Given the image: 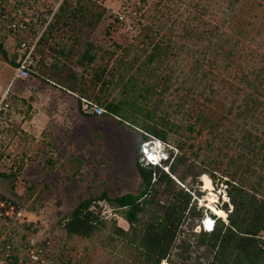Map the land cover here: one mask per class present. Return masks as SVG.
Listing matches in <instances>:
<instances>
[{
	"label": "trees",
	"instance_id": "obj_1",
	"mask_svg": "<svg viewBox=\"0 0 264 264\" xmlns=\"http://www.w3.org/2000/svg\"><path fill=\"white\" fill-rule=\"evenodd\" d=\"M68 2L55 16V26L63 21V15H67L65 10ZM85 2L92 4L90 0H78L75 8L70 4L69 11L91 13ZM235 2L239 3V0ZM234 14L226 16L222 24L214 28L211 23L202 24L203 21L197 17L188 18L186 32L182 36L190 43L187 47L174 42L172 37L155 42L151 38L153 29L149 27L147 32L141 33L142 39L138 44L125 47L123 55L112 66L106 65L96 72L91 85L85 81L83 72L78 86H72L74 90H70L77 95L79 111L84 117L99 118L83 113V100H87L105 110L101 117H110L122 127L142 131L136 154V167L142 181L140 190L116 197L103 193L98 198L108 201L128 224V229H124L114 221L111 227L116 239L123 241L132 250L134 260L131 264H264V241L260 239L264 231V132L258 128L255 132L244 128L241 130V150L235 159L240 165L238 171L225 181L230 202L219 205L228 215L227 224L222 218L217 219L215 229L210 233H194L189 221L202 220L206 214L216 218L208 209L199 207L198 200L205 196V192L201 191L202 177L211 174L215 181L214 172L198 166L184 154L183 145L177 146L181 154L172 165L171 174L159 168H143L139 163L141 144L148 136L169 142L170 133L179 131L180 127L172 122L171 114L167 115L168 119L161 117L156 121L155 112L161 107L164 95L178 81L174 75L181 66L179 59L182 52H185L190 68L177 87L185 91L178 98L175 113L184 114L194 121L187 126L190 133L202 132L206 121H210L213 133H218L224 123V118L216 110L220 98L229 95L236 97L237 93L244 96L238 115L244 118L239 120L246 124L250 119L256 124L264 118V49L254 48L255 38H252L262 34L264 19L252 24ZM68 17L75 19L77 16L72 14ZM5 22L0 18V24L6 25ZM201 25L208 29H200ZM88 26L97 27V23L89 21ZM51 27L40 41L38 52L41 54L42 44L51 36ZM9 32L17 38L19 45L20 38ZM3 43V39H0V56L16 69L19 53L11 54L10 58ZM93 61L78 62V65L85 68L86 65H93ZM64 64L55 62L48 76L46 71H42L43 68V74L38 72L34 76L55 87L66 89L64 87L67 85L61 82ZM39 66L44 65L41 63ZM161 73L165 75L161 76ZM162 86L165 88L158 94V88ZM150 105H153L154 110H146ZM234 107L235 102L229 107L230 113H233ZM206 111L210 113L206 114ZM30 118V114L25 115L26 120ZM15 131L16 128L3 130L6 133ZM225 134L226 139L230 140L235 132L228 130ZM249 172L255 175L256 181L251 183L246 179ZM3 177L14 180L16 174H5ZM189 178L192 182L187 185ZM192 193L196 194L197 199H194ZM9 198L27 210L23 201ZM95 199L81 202L64 222L63 229L68 236L89 239L107 227L104 221L86 213ZM230 205L233 207L232 212ZM199 220L193 221L197 228L200 227Z\"/></svg>",
	"mask_w": 264,
	"mask_h": 264
},
{
	"label": "rangeland",
	"instance_id": "obj_2",
	"mask_svg": "<svg viewBox=\"0 0 264 264\" xmlns=\"http://www.w3.org/2000/svg\"><path fill=\"white\" fill-rule=\"evenodd\" d=\"M90 1L89 3L92 4L88 2L85 4L87 3L86 6L90 8L91 13L69 11L70 4L72 8H75L78 0L73 2L49 0V8L46 7L47 4L36 5L41 14L43 9L51 15L55 12L50 28L54 25L55 16L59 14L61 7L69 3L65 10L67 15H63V21L60 24L51 27L53 28L51 36L42 44L41 50L47 46L48 42L50 44L71 43L75 46V52L81 48H91L93 52L96 51V56L106 55V62H95L93 65H86L85 68L80 67L78 62H63L65 64L61 71V82L69 86L77 87L83 72L86 76L85 81L91 85L93 75L106 65L112 66L113 62L123 55L125 47L138 44L142 39L141 33L147 32L149 27L153 29L151 38L155 42L172 37L174 42L187 47L190 43L182 36L186 32L185 25L188 18L197 17L203 21L204 25L211 23L212 28L221 25L226 16L234 13L235 17L244 19L247 23L255 24L260 19H264V0H239V3L235 0H136L128 3L125 0ZM72 14L77 17L69 19L68 16ZM101 14L102 17H100ZM89 21L93 24L97 23V27L88 26ZM63 23L66 26L61 25ZM204 25H201L200 29L207 30L208 28ZM262 28V34L252 36L255 38L253 47L260 50L264 49V26ZM227 31L231 32L229 29ZM0 39H3L5 44L8 40L13 42L12 46H8L11 48L12 56L16 54L17 38L11 36L6 25L0 24ZM172 60L175 61L173 58ZM186 60L185 52L180 53L181 66L174 75L178 77V81L176 80V85L164 95L161 107L155 112V120L159 121L161 117L167 118L168 114L172 115V122L180 128L178 133H170L169 142L175 146L183 145L184 154L198 166L206 167L210 172H214L215 188L221 194L219 205H223L225 200L222 196L227 194L225 181L238 171L240 165L235 162V159L241 150L240 137L243 135L241 130L244 128L255 132L258 128L263 133L264 118L259 119L256 124L250 119L246 124L239 120L244 118L241 115L238 117L239 105L243 104L244 96L237 93V98L235 95L220 98L216 110L224 118V123L220 126L218 133H213L210 121L204 123L202 132L190 133L187 126L194 121L185 117L184 114L175 113L178 98L185 91L177 87L190 68V62ZM53 65L39 66L38 72L43 74L42 71H46L48 76ZM14 72V68L9 64L0 62V94L6 82L12 83ZM163 75L165 74L161 73V76ZM35 79L38 78L33 76L27 80L20 79L13 82L9 88L12 92L9 98L13 108L18 114L22 112L30 114L31 118L25 120L32 122L33 128L42 121L40 115L36 117L38 114L36 105L42 107L41 118H46L48 123L76 126L75 130L66 137L70 139V134H74L75 140L69 141L72 143L75 155L65 164H62L60 160L50 163L45 156L38 157V154L34 153L36 144L31 136L24 139L19 133H6L0 130V194L23 201L32 220L38 221L37 226L41 228L45 236L52 238L54 264H131L134 255L132 250L123 241L116 239L113 234L111 226L114 221H104L107 227L89 239L68 236L63 229V224L75 208L89 198L99 200L103 193L116 197L140 190L142 181L136 167V154L140 147L141 129L136 131L122 127L110 117H84L79 111L76 95L68 93L61 87H55L51 83L38 82ZM30 88L35 91L37 97V102L34 100L33 105L29 104L31 100L30 102L25 100L24 103L19 96L15 97V94L22 91L29 92ZM164 88V86L159 87L158 94ZM155 100L156 98L153 99L152 104ZM234 102L236 107L233 113H230L229 107L234 105ZM146 110H154L153 105ZM53 112L58 116L52 114L49 120L46 113ZM208 113L210 111H206V114ZM228 130L235 132L233 139H226L225 133ZM55 133L60 140L62 136L56 131ZM262 138L264 139V136ZM5 174H16V178L12 180L3 177ZM208 176L211 178V174ZM254 176L249 172L246 174V179L252 183L256 181ZM191 182L192 179L189 178L187 185ZM202 187L203 184L201 191L205 192ZM207 195L208 193L205 192V196L201 199L205 200ZM225 198L229 199V197ZM196 220L199 219L190 220L189 226L194 233L199 234L200 232L193 224ZM117 222L121 228L128 229V224L122 219Z\"/></svg>",
	"mask_w": 264,
	"mask_h": 264
},
{
	"label": "built area",
	"instance_id": "obj_3",
	"mask_svg": "<svg viewBox=\"0 0 264 264\" xmlns=\"http://www.w3.org/2000/svg\"><path fill=\"white\" fill-rule=\"evenodd\" d=\"M48 1L0 0V18L6 21L7 30L20 38L18 67L11 85L17 80H27L37 75V68L41 63L45 67H51L54 64L51 56L44 57L38 52L41 38L48 30L55 12L51 15L46 13V9H43V14H41L36 5L47 4L46 7L49 8ZM132 1L136 0H125L127 3ZM9 96L10 90H7L0 98L1 131L14 130L18 124L17 112L13 108ZM83 113L86 116L101 117L105 114V110L93 102L83 100ZM140 154L139 163L143 168H159L165 173L171 174V167L181 152L177 146L169 142L148 136L141 144ZM210 179L214 186V192L218 196V202L215 203V206L219 208L221 194L216 191V182L212 178ZM202 188L204 190V186ZM192 195L194 199H197L195 193ZM222 197L229 204V199L225 198L228 195ZM198 200L199 207L206 208V200ZM230 208V212H232L233 207L231 205ZM86 213L105 222L121 219L117 210L106 200L94 201ZM217 219L220 218L206 214L202 220H199L200 227H196V230L200 233L213 232ZM222 220L227 224V218H222ZM37 223L38 221L32 220L30 213L25 208L20 207L11 198L0 194V264H54L52 259L54 241L45 236ZM260 239L264 241V231L260 234Z\"/></svg>",
	"mask_w": 264,
	"mask_h": 264
},
{
	"label": "crops",
	"instance_id": "obj_4",
	"mask_svg": "<svg viewBox=\"0 0 264 264\" xmlns=\"http://www.w3.org/2000/svg\"><path fill=\"white\" fill-rule=\"evenodd\" d=\"M12 43L13 42L9 40L7 41V44L4 43L7 50L10 53V58H11V52H10L11 48L8 45L12 46ZM46 45L47 46L42 50V54L44 57L51 56L54 62H92L93 60H95L93 62H106V55L96 56V51L93 52V50H90L91 48H85V49L77 48L79 51L77 50V52H75V46L71 43L50 44L48 42V44ZM0 62H5L1 56H0ZM35 81L42 82L39 79H35ZM10 85L11 83L9 84L6 82L3 92H1L0 94V98L4 94V92H6L9 89ZM64 88H66L64 90H67L68 93L72 95H76L72 91H70V90H74L72 86L67 85ZM11 95L12 96L16 95L15 97L19 96L23 101L27 100L28 102H30L31 100L29 104L32 105L34 103V100L35 102H37L35 91L32 88H30L29 92L22 91L21 93L15 95L11 94ZM36 108L38 109L37 110L38 114L36 115V117L40 115V119H42L41 123L37 124L38 126L33 128L32 122L25 120L26 114H24L23 112L18 114L17 112L18 124L16 126V131L13 132V134L19 133L23 136L24 139H27L29 136H31L32 139L35 140L36 147H34L35 149L34 153L38 154V157L40 155H43L48 159L47 161L50 163H52L51 161L60 160L62 164H65L66 161L69 160V158H72V156L75 155V153H73L72 150L73 148L72 143H70V141L73 142L75 140L74 134H70V139H67L66 137H68L67 134L75 130L76 126H74L73 124L72 125L62 124V126H60V125H53L50 122L48 123V121H46V118H41V115H43L42 107L36 105ZM33 111L35 112V109H33ZM21 114H23L24 116H22ZM46 114L48 115L49 117L48 119L50 120L52 117L51 115L55 113L53 112ZM19 118H23L24 120H21ZM55 131L58 132L60 136H62L60 140H58V135L55 133Z\"/></svg>",
	"mask_w": 264,
	"mask_h": 264
},
{
	"label": "bare ground",
	"instance_id": "obj_5",
	"mask_svg": "<svg viewBox=\"0 0 264 264\" xmlns=\"http://www.w3.org/2000/svg\"><path fill=\"white\" fill-rule=\"evenodd\" d=\"M202 182H203V186H204V191H206V192L209 191L208 195L205 198L206 208L209 211H211L212 214H214L216 217L227 218V216H228L227 213L224 210L217 208L215 206V203L218 202V196L214 192V186L212 184L211 179L207 175H204L202 177ZM163 264H169V263L164 262Z\"/></svg>",
	"mask_w": 264,
	"mask_h": 264
},
{
	"label": "clouds",
	"instance_id": "obj_6",
	"mask_svg": "<svg viewBox=\"0 0 264 264\" xmlns=\"http://www.w3.org/2000/svg\"><path fill=\"white\" fill-rule=\"evenodd\" d=\"M15 70V74H16V69H14ZM15 74H14V76H15ZM10 88V87H9ZM9 90V89H8ZM5 93V92H4ZM10 93H11V91H10ZM28 211V210H27Z\"/></svg>",
	"mask_w": 264,
	"mask_h": 264
}]
</instances>
